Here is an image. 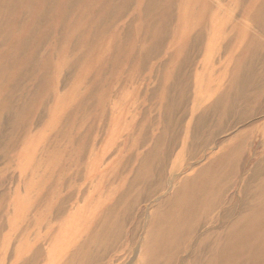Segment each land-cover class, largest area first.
<instances>
[{
  "label": "rangeland",
  "instance_id": "1",
  "mask_svg": "<svg viewBox=\"0 0 264 264\" xmlns=\"http://www.w3.org/2000/svg\"><path fill=\"white\" fill-rule=\"evenodd\" d=\"M252 214L264 0H0V264H212Z\"/></svg>",
  "mask_w": 264,
  "mask_h": 264
},
{
  "label": "bare ground",
  "instance_id": "2",
  "mask_svg": "<svg viewBox=\"0 0 264 264\" xmlns=\"http://www.w3.org/2000/svg\"><path fill=\"white\" fill-rule=\"evenodd\" d=\"M259 214L257 215H250L249 217L243 219L242 224L239 225L235 230V236L230 239V241H228L227 243L228 248L226 250H224V252L219 253V250L217 252L218 257L215 258L217 259V262L212 263V264H232L235 260V258L239 255V252L235 251L239 250V248H236L237 245L239 243H243V241H245L246 239H251L253 236H255L256 234H258L259 232L264 230V222H262V219L260 217H258ZM239 233L238 235L242 236V241H238L236 239V234ZM258 245L260 247L264 246V240L261 239V241H259ZM231 247V248H230ZM255 250V249H254ZM254 253H256V251H254ZM243 251V250H242ZM241 251V253H242Z\"/></svg>",
  "mask_w": 264,
  "mask_h": 264
}]
</instances>
